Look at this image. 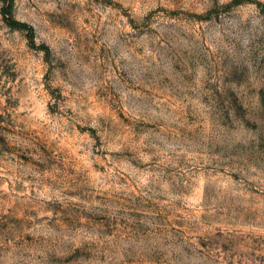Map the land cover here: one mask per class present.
Segmentation results:
<instances>
[{
  "label": "rangeland",
  "instance_id": "rangeland-1",
  "mask_svg": "<svg viewBox=\"0 0 264 264\" xmlns=\"http://www.w3.org/2000/svg\"><path fill=\"white\" fill-rule=\"evenodd\" d=\"M0 264H264V0H0Z\"/></svg>",
  "mask_w": 264,
  "mask_h": 264
},
{
  "label": "trees",
  "instance_id": "trees-1",
  "mask_svg": "<svg viewBox=\"0 0 264 264\" xmlns=\"http://www.w3.org/2000/svg\"><path fill=\"white\" fill-rule=\"evenodd\" d=\"M4 11H5V10H2V14H3V15H5V12H4Z\"/></svg>",
  "mask_w": 264,
  "mask_h": 264
}]
</instances>
